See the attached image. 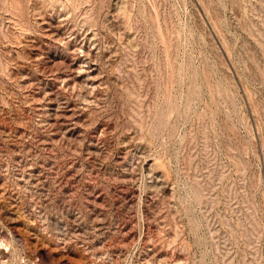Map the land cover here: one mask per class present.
<instances>
[{"label": "rangeland", "instance_id": "rangeland-1", "mask_svg": "<svg viewBox=\"0 0 264 264\" xmlns=\"http://www.w3.org/2000/svg\"><path fill=\"white\" fill-rule=\"evenodd\" d=\"M0 264H264V0H0Z\"/></svg>", "mask_w": 264, "mask_h": 264}]
</instances>
